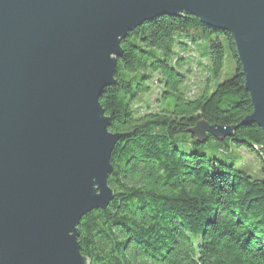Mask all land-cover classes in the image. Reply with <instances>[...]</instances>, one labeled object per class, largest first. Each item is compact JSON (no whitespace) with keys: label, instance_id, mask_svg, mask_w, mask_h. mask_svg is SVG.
Returning a JSON list of instances; mask_svg holds the SVG:
<instances>
[{"label":"water","instance_id":"1","mask_svg":"<svg viewBox=\"0 0 264 264\" xmlns=\"http://www.w3.org/2000/svg\"><path fill=\"white\" fill-rule=\"evenodd\" d=\"M186 13L229 33L252 104L237 125L199 120L191 133L223 140L254 123L264 147V0H0V264H90L78 224L113 199L123 137L100 93L117 84L129 31Z\"/></svg>","mask_w":264,"mask_h":264},{"label":"trees","instance_id":"2","mask_svg":"<svg viewBox=\"0 0 264 264\" xmlns=\"http://www.w3.org/2000/svg\"><path fill=\"white\" fill-rule=\"evenodd\" d=\"M120 47L117 84L99 96L109 130L123 134L110 156L113 199L81 217V254L90 264H264L262 130L240 125L220 140L257 153L255 174L179 146L218 141L191 133L199 120L237 125L252 112L231 36L188 13L162 15L129 31ZM188 51L205 73L198 90L186 85ZM225 55L234 71L216 82ZM152 85L159 87L154 105H135Z\"/></svg>","mask_w":264,"mask_h":264},{"label":"rangeland","instance_id":"3","mask_svg":"<svg viewBox=\"0 0 264 264\" xmlns=\"http://www.w3.org/2000/svg\"><path fill=\"white\" fill-rule=\"evenodd\" d=\"M207 41L205 36L201 35V39L198 42V47L204 48L206 47ZM185 56H191L193 58L189 65H191V72L189 71L188 79L186 81L187 87L191 86V83H195L197 90L202 85V81L205 77V73L201 70L200 67L195 65L194 62V52L188 51L183 53ZM193 56V57H192ZM234 71V64L231 59L225 55V64L224 68L216 80V82H221L222 80L230 77ZM159 87L156 85H152L151 91L148 94H145L141 97L140 101L137 102L135 105L144 106L145 104L154 105V99L157 97ZM196 91V90H195ZM191 94V93H190ZM180 147L185 148L187 151L196 150L199 152L206 153L210 157H216L217 159L225 162H233L237 167L244 169L246 172L250 174H255L257 170L260 169V160L254 151L245 148V147H235L229 141H226V144L222 143V141H208L204 145L199 147H191L184 143H179ZM261 156H264L262 151H259Z\"/></svg>","mask_w":264,"mask_h":264}]
</instances>
